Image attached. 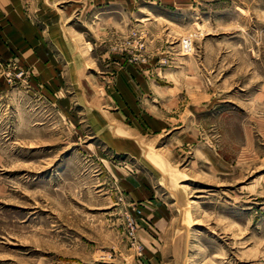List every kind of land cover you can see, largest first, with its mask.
<instances>
[{"label": "rangeland", "instance_id": "obj_1", "mask_svg": "<svg viewBox=\"0 0 264 264\" xmlns=\"http://www.w3.org/2000/svg\"><path fill=\"white\" fill-rule=\"evenodd\" d=\"M23 1L43 39L0 52V264H264V0H54L56 28Z\"/></svg>", "mask_w": 264, "mask_h": 264}, {"label": "crops", "instance_id": "obj_2", "mask_svg": "<svg viewBox=\"0 0 264 264\" xmlns=\"http://www.w3.org/2000/svg\"><path fill=\"white\" fill-rule=\"evenodd\" d=\"M54 0H38L39 5V18L41 20L49 21L52 28H56L58 23L57 19H63V13L58 12L52 4ZM58 1V0H55ZM165 4L171 6H183L184 3L196 1V0H163ZM200 1V0H198ZM202 1V0H201ZM203 1H215V0H203ZM57 3V2H56ZM31 21L27 18L24 9L23 0H0V52L5 55L8 53L10 44L14 47H18L23 52V55H29L28 42L30 39L35 41H42V31L36 27H32ZM41 34V35H40ZM54 36V42L64 51L65 57L70 59L71 71L73 72L72 62H75L73 51V35L66 31L61 32L58 30L51 33ZM53 39V37H52ZM8 43V45L5 43ZM16 42V43H15ZM41 43V42H40Z\"/></svg>", "mask_w": 264, "mask_h": 264}, {"label": "built area", "instance_id": "obj_3", "mask_svg": "<svg viewBox=\"0 0 264 264\" xmlns=\"http://www.w3.org/2000/svg\"><path fill=\"white\" fill-rule=\"evenodd\" d=\"M183 45H184L185 48H190V47H191V42H190L188 39H186V40L183 42Z\"/></svg>", "mask_w": 264, "mask_h": 264}]
</instances>
